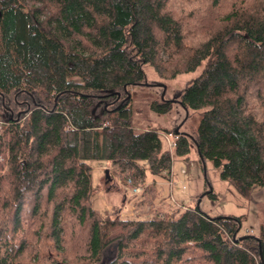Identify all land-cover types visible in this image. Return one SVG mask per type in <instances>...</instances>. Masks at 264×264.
Listing matches in <instances>:
<instances>
[{
  "label": "trees",
  "instance_id": "16d2710c",
  "mask_svg": "<svg viewBox=\"0 0 264 264\" xmlns=\"http://www.w3.org/2000/svg\"><path fill=\"white\" fill-rule=\"evenodd\" d=\"M144 64L162 78L204 64L178 97L202 110L200 158L245 197L264 187V0H0V264H96L114 242L110 264H264V225L238 236L242 216L92 206L89 160L129 166L135 184L140 161L172 171L160 132L133 127ZM174 134L187 157L190 136Z\"/></svg>",
  "mask_w": 264,
  "mask_h": 264
},
{
  "label": "rangeland",
  "instance_id": "374dc122",
  "mask_svg": "<svg viewBox=\"0 0 264 264\" xmlns=\"http://www.w3.org/2000/svg\"><path fill=\"white\" fill-rule=\"evenodd\" d=\"M203 69L204 64L195 71L181 73L175 78H162L151 65H143L145 83L129 87L133 127L137 131L155 129L160 132L163 147L171 151L173 156L172 174H168V177L165 173L155 175L145 162L140 161L139 165L146 168V178L143 179L144 183L142 181L136 185L144 186V189L140 193H130L125 191V186L128 185V178L125 176L128 174L129 166L122 171L119 164L113 161L89 160L92 167L91 203L102 219L108 216L142 218L153 209V205L161 207V215L167 211L173 212L176 209L184 211L198 206L211 217L242 216L243 225L238 236L260 233L264 225V187H255L252 194L245 197L238 193L228 180L221 177L220 170L210 160L203 164L192 139L198 134L202 110L192 108L187 110L178 100L180 92L198 78ZM163 100L173 101L171 111L160 114L151 108L154 101ZM164 130L172 132L169 136L171 142H174V133L177 130L190 136V152L187 157L174 154L165 137L168 133ZM106 169H109L112 182L106 181ZM140 181L141 179L138 182ZM212 191L214 196L209 194ZM116 255L117 242H114L103 251V259L96 264H110Z\"/></svg>",
  "mask_w": 264,
  "mask_h": 264
},
{
  "label": "built area",
  "instance_id": "2783aa9c",
  "mask_svg": "<svg viewBox=\"0 0 264 264\" xmlns=\"http://www.w3.org/2000/svg\"><path fill=\"white\" fill-rule=\"evenodd\" d=\"M5 123L3 122V121H0V134H1V131H2V125H4ZM171 134H168V135H165V137H166V140H167V142H168V144H169V147H170V149H172L173 150V148H174V142H171V140L169 139V136H170ZM176 138H177V136L175 135V140H176ZM174 140V141H175ZM184 173H185V171H183ZM172 174V173H171ZM127 183H128V185L127 186H125V191L126 192H130V193H140V192H142L143 191V189H144V186H138V185H136L135 183H134V181H133V179L132 178H128V180H127ZM170 185L172 186L173 185V179H171L170 180ZM174 200V199H173ZM175 201V200H174ZM176 202V201H175ZM185 209H187V208H185Z\"/></svg>",
  "mask_w": 264,
  "mask_h": 264
},
{
  "label": "water",
  "instance_id": "95a60500",
  "mask_svg": "<svg viewBox=\"0 0 264 264\" xmlns=\"http://www.w3.org/2000/svg\"><path fill=\"white\" fill-rule=\"evenodd\" d=\"M176 132H179L178 130ZM105 178L107 182H112L113 178L111 177L110 173H109V169H107L105 171ZM109 190V189H108Z\"/></svg>",
  "mask_w": 264,
  "mask_h": 264
},
{
  "label": "bare ground",
  "instance_id": "6f19581e",
  "mask_svg": "<svg viewBox=\"0 0 264 264\" xmlns=\"http://www.w3.org/2000/svg\"><path fill=\"white\" fill-rule=\"evenodd\" d=\"M107 170V169H106Z\"/></svg>",
  "mask_w": 264,
  "mask_h": 264
}]
</instances>
